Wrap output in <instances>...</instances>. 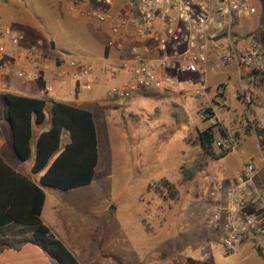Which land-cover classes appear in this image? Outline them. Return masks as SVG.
<instances>
[{
    "label": "rangeland",
    "instance_id": "rangeland-1",
    "mask_svg": "<svg viewBox=\"0 0 264 264\" xmlns=\"http://www.w3.org/2000/svg\"><path fill=\"white\" fill-rule=\"evenodd\" d=\"M129 1L116 0L115 14L124 12ZM5 27L24 33L25 39L41 40L46 59L98 60L106 55L113 59L101 69L100 78H108L100 91L101 102L85 107L93 113L97 128L99 160L95 178L90 185L66 196L78 206L75 215L80 219V229L85 226L88 232L99 226L95 242L89 245L97 260L90 264H262L255 252L245 257V252L253 251L249 245L240 252L226 254L222 239L209 225L210 194L218 187L217 178L226 171L221 164L231 158L240 165H264V138L245 131L249 118L244 103L231 95L227 100L229 110L218 118L228 126L229 135L237 133L234 140H240L241 149L233 151L229 158L211 159L199 151L197 130L212 126V120L206 119L203 112L214 90L196 98V84H184L183 94L176 86L172 94L165 96L108 97L107 92L121 83L106 73L123 59L119 52L122 49L117 46L126 42L112 36L106 24L72 12L66 0H0V31ZM238 30L243 36L259 32L264 45V0H254L252 11ZM51 42L54 52L48 49ZM230 78L228 91L234 93L236 75ZM82 83L83 80L69 81V87ZM28 86L19 78L13 90L23 94ZM258 92L257 99L264 90ZM41 94L50 95L46 89ZM4 95L0 85L2 140L9 127ZM47 101L45 121L33 125L34 136L50 127V100ZM256 105L264 108V100L253 103L255 112L259 109ZM187 123L190 149L183 156ZM69 141L64 130L55 156ZM215 152L219 155L222 151L215 148ZM23 170L39 184L41 174H32L25 167Z\"/></svg>",
    "mask_w": 264,
    "mask_h": 264
},
{
    "label": "built area",
    "instance_id": "built-area-1",
    "mask_svg": "<svg viewBox=\"0 0 264 264\" xmlns=\"http://www.w3.org/2000/svg\"><path fill=\"white\" fill-rule=\"evenodd\" d=\"M66 1L72 12L106 24L112 36L130 42L128 56L106 73L112 79L120 73L129 78L109 90L108 97L127 99L140 92H170L182 78L197 76L194 95L200 98L208 74L235 65L237 87L250 123L255 126L257 120H264V108L258 113L253 108L258 91L264 90V45L253 35L235 37L254 0H130L117 15L111 13L116 0H94V5ZM24 43L22 32L10 28L0 32V75H9L19 65L17 76L30 83L39 80L49 67L38 59L41 41L28 46L25 61H19L16 51ZM10 53L14 63L1 60ZM66 71L72 79H82L85 89L92 88L91 60L69 58ZM223 107L224 100L220 114L212 109L203 114L215 125ZM215 147L228 153L236 150L231 140L221 137L215 140ZM258 173L252 163H243L227 189L217 187L210 194L209 225L221 232L226 254L237 252L247 242L254 250L264 248V187L255 184Z\"/></svg>",
    "mask_w": 264,
    "mask_h": 264
},
{
    "label": "trees",
    "instance_id": "trees-1",
    "mask_svg": "<svg viewBox=\"0 0 264 264\" xmlns=\"http://www.w3.org/2000/svg\"><path fill=\"white\" fill-rule=\"evenodd\" d=\"M81 2L94 5V0ZM115 12L111 11L117 15ZM252 35L262 44L259 32L255 31ZM235 37H239L238 33ZM48 49L51 52L50 46ZM218 96L222 94L218 93ZM237 96L243 103L239 90ZM4 98L7 102V120L11 129L13 151L21 162L32 159L31 173L41 176L39 184H36L12 168L0 155V254L5 250L18 251L25 245H34L58 264H79L41 220L45 201L42 187L70 191L93 182L99 160L94 116L80 107L50 101V127L38 133L33 143V125L44 123L49 101L15 94H5ZM259 123L257 120L253 126L246 119L245 131L264 138V127H260ZM216 125L197 131L199 147L211 159L222 158L228 154L226 151L219 155L215 152L216 134L227 139L224 130H214ZM64 130L68 132L70 141L55 156ZM191 173L192 171L187 173L186 177H191ZM162 182L165 186L172 187L167 181ZM216 235L221 238L219 230ZM246 244L250 245L249 242ZM254 251L264 262V248Z\"/></svg>",
    "mask_w": 264,
    "mask_h": 264
},
{
    "label": "crops",
    "instance_id": "crops-1",
    "mask_svg": "<svg viewBox=\"0 0 264 264\" xmlns=\"http://www.w3.org/2000/svg\"><path fill=\"white\" fill-rule=\"evenodd\" d=\"M240 24L238 25V27H240ZM238 27H237V33L238 35H240L239 37L242 38L243 34L238 32L239 31ZM6 28L8 27L3 28L2 31ZM124 40L126 42L124 45L117 46L118 48H120L119 50L122 49L125 51V49H127V52H123L122 50L119 51L120 55H122L123 58L128 56V49L130 47V42L126 39ZM37 41H41V40L37 39ZM37 41L36 40L31 41V38H26L25 43L22 44L21 47L16 51V54L18 52L16 58L19 61L20 59L21 61H25L27 47ZM54 50H51V52H54ZM13 57L14 56L10 53L7 56H4L1 60L5 59L9 62L14 63ZM38 59L40 60V62L48 65L49 70L47 73H43L41 78L37 81H33L30 83L26 82L30 84V86L26 88V92H23V94H20L13 90L15 82L19 80V77L17 76L16 71L20 69V66L17 65L14 68V71L10 73L9 75H6V76L0 75V85H1V90L3 91V93L4 94H15V95L29 97V98L50 100L53 102L66 103V104L80 107L85 110H88L85 108L86 106H90L95 103L101 102L102 94L100 93V91L103 89V87L108 82L107 81L108 78H105V79L100 78L101 69L103 68V66L105 67V64L111 63L113 61L112 57L109 58L106 55L103 58H100L98 60L97 58L94 60H91L94 66L93 77H92L93 89L91 90L85 89L84 83L76 86L75 88L69 87V81L76 82L77 80H74L68 76V71H66L67 59H63V60L62 59H54V60L46 59L45 57H43V47L39 51ZM61 71H63V73ZM230 75H236L235 65H231L225 71H221L216 74H208L206 76V89H205L206 94L209 93L208 92L209 89L214 90L213 98H211L208 108L206 110L212 109L218 113L219 112L221 113L222 101L224 100L225 107H223L224 111L221 114L223 115L226 111L229 110L227 106L228 105L227 100L232 97L231 95H235L236 98L238 99L237 83L234 89V93L233 91L232 92L228 91L227 82L231 79ZM128 78H129V75H127L126 73H120L116 78H113V79L111 78V79L114 82L117 81L119 83H123ZM188 79L193 82L192 84H196L198 82L197 76H191ZM188 79L185 77L182 78L180 84L177 85V86H180L179 88L180 94H183L186 92V88L183 86L184 84H187L186 81ZM78 80H82V79H78ZM236 82H237V79H236ZM48 88H51L52 90L49 92ZM43 89H46L50 93V95L48 96L42 95L41 93ZM172 91L170 92H157V91L140 92L136 94L135 97L137 98L141 96H146L145 93L152 94L150 96H165V95L172 94ZM218 93H221L222 96H218ZM262 95L264 94H260L258 99L256 98V101L254 102V104L255 103L261 104V100H264V97H262ZM206 97L208 99V96ZM213 105H216L217 109H214ZM256 107L257 109L259 108L258 105H256ZM260 109L261 108L257 110V113ZM217 120H218L216 123L217 129L220 128L224 130L227 134V139L225 140L226 141L231 140L233 144L236 146V150L234 152H237V150H240L242 146L240 143V140L236 139V142L234 140L237 133H234L233 135H229L231 131L229 130L228 126H225L222 122H220L219 119ZM259 122L261 126L264 127V120L259 119ZM188 127H190V125L187 123V131L184 134L183 139H182L183 147L181 148V155L183 156L185 154H188L189 149H190L189 138L187 137V134H189ZM7 128L8 129L5 130L4 140L0 139V155L17 172H20L23 175L31 179V177L26 172H23L24 171L23 167H25L26 169H30L31 171V166H32L33 161L32 159H30L25 162H21L17 158L12 148L10 125ZM140 128H142V126ZM43 130H46V129H41L37 132V134L34 136L33 143L38 133H40ZM3 135H1L0 138H2ZM257 137L258 136H256V138ZM4 142H5V147L3 145ZM199 151H201L200 147H199ZM234 152L228 153L226 155V158H229L228 156L232 155ZM228 160L229 161H225L223 164H221L222 169L226 171L216 180V184L218 185V187H222L223 189H227L229 187L233 176L236 175L238 172H240L243 163H246V162H242V164L240 165L234 159L230 158ZM257 169L259 170V173L255 177V184L259 187H264V165H262L261 167ZM78 189H81V188H78ZM78 189L70 190V191H57V190L50 189V188L44 189L45 201H44V205L41 211V220L49 228L51 233L58 240H60L65 245V247L73 254V256L76 258L79 264H90L91 261L94 259V251L93 249H91L89 245L95 242L94 240L96 239L97 233L100 231V229H99V226L93 227L92 230H89L88 232L86 231L85 226H83L80 229L79 227L80 219H78V217L75 215L77 213L78 206L72 203L71 200L68 199L69 197H66V196H71L70 193L76 192ZM253 212L256 214H260L259 212H255L254 210ZM244 245L247 246L249 244H244ZM244 245H242L237 252H240L241 248ZM250 248L253 251L245 252L246 258H249L250 256H252V254H254L255 252L251 246ZM94 260H97V259H94ZM0 264H58V263L54 261L51 257H49L40 248L34 245H25L18 251H14V250L3 251L0 254ZM262 264H264V262H262Z\"/></svg>",
    "mask_w": 264,
    "mask_h": 264
},
{
    "label": "water",
    "instance_id": "water-1",
    "mask_svg": "<svg viewBox=\"0 0 264 264\" xmlns=\"http://www.w3.org/2000/svg\"><path fill=\"white\" fill-rule=\"evenodd\" d=\"M50 48H51V50H54V43L53 42L50 43Z\"/></svg>",
    "mask_w": 264,
    "mask_h": 264
}]
</instances>
